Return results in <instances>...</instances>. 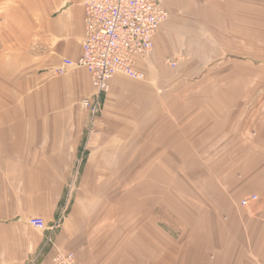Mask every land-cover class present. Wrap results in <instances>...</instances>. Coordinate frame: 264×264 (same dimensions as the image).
<instances>
[{
  "label": "crops",
  "instance_id": "1",
  "mask_svg": "<svg viewBox=\"0 0 264 264\" xmlns=\"http://www.w3.org/2000/svg\"><path fill=\"white\" fill-rule=\"evenodd\" d=\"M85 1L0 0V264H264V0H156L145 79L115 75L95 125L88 71L57 73Z\"/></svg>",
  "mask_w": 264,
  "mask_h": 264
},
{
  "label": "built area",
  "instance_id": "2",
  "mask_svg": "<svg viewBox=\"0 0 264 264\" xmlns=\"http://www.w3.org/2000/svg\"><path fill=\"white\" fill-rule=\"evenodd\" d=\"M169 18L167 9L156 0H86L82 53L73 61L64 59L57 73L64 74L68 67L78 66L88 71L95 92L80 101L95 125L100 118L110 82L116 74L134 80H143L145 74L136 67L139 58L149 56L160 25ZM176 67L177 59L168 60ZM246 197L242 205L256 200ZM70 199H66L57 216L55 228L60 225L68 211ZM29 224L47 230L43 218L33 217ZM50 240L48 237L47 241ZM31 264H38L33 261ZM52 264H79L74 253L59 251Z\"/></svg>",
  "mask_w": 264,
  "mask_h": 264
},
{
  "label": "rangeland",
  "instance_id": "3",
  "mask_svg": "<svg viewBox=\"0 0 264 264\" xmlns=\"http://www.w3.org/2000/svg\"><path fill=\"white\" fill-rule=\"evenodd\" d=\"M21 1H23V0H17V2H18V4H19V2H21ZM264 2V1H263ZM22 4H23V2H21ZM161 4V3H160ZM3 5V2H0V7ZM256 10L255 11H252V12H254V13H251L252 15L251 16H255V17H251V18H253L255 21H264V3H258L257 5H256ZM166 8V7H165ZM167 9V8H166ZM167 11H168V13H169V18L166 20V22L172 17V12L169 10V9H167ZM246 18H248V17H246ZM0 19H1V17H0ZM260 25L261 26H264V22H257V26H258V31H259V27H260ZM259 47H262V46H264V45H258ZM180 58H183L182 56H180ZM176 60V59H175ZM177 60H178V58H177ZM127 77V76H126ZM129 78V77H128ZM131 79V78H130ZM212 87H208V90H210ZM261 92H264L262 89H259L258 90V93H261ZM184 178V177H183ZM194 185H196V183L194 184ZM73 189H74V187H73ZM194 189H196L195 188V186H194Z\"/></svg>",
  "mask_w": 264,
  "mask_h": 264
},
{
  "label": "bare ground",
  "instance_id": "4",
  "mask_svg": "<svg viewBox=\"0 0 264 264\" xmlns=\"http://www.w3.org/2000/svg\"><path fill=\"white\" fill-rule=\"evenodd\" d=\"M166 22V21H165ZM164 23V22H163ZM161 26V25H160ZM160 28V27H159ZM159 30V29H158ZM158 32V31H157ZM154 47V46H153ZM152 52V51H151ZM171 60V59H170ZM168 61V60H167ZM168 63V62H167ZM144 73V72H143ZM145 74V73H144ZM117 75V74H116ZM123 75V74H122ZM115 77V76H114ZM145 79V78H144ZM143 79V80H144ZM134 80V79H133ZM111 83V82H110Z\"/></svg>",
  "mask_w": 264,
  "mask_h": 264
}]
</instances>
